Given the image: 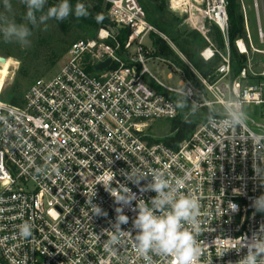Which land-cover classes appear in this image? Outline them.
<instances>
[{
  "label": "built area",
  "instance_id": "built-area-1",
  "mask_svg": "<svg viewBox=\"0 0 264 264\" xmlns=\"http://www.w3.org/2000/svg\"><path fill=\"white\" fill-rule=\"evenodd\" d=\"M103 1L109 21L129 31L124 45L115 30L101 28L95 39L72 44L58 73L35 81L21 106L4 102L0 94V264H143L131 239L113 252L105 246L108 235L103 231L115 230V209L122 207L130 219L120 227L135 235L132 221L137 213L132 209L138 199L149 202L157 195L147 187L151 175L127 178L135 170H159L172 182L184 181L181 191L191 192L201 204L199 264H236L246 248L221 257L218 252L242 237L251 238L264 224V211H256L257 199L264 195V72L263 81L253 85L242 87L246 70L232 84L227 82L231 59L226 0H168L171 10L206 40L201 57L207 62L219 57V78L210 83L200 77L201 90L191 84L184 91L169 90L161 84L195 105L201 94L200 108L214 116L177 148L153 143L147 136L150 123L180 114L175 102L144 80L150 59L142 53L143 41L156 30L146 22L138 0ZM239 1L247 42L241 39L235 45L247 55L252 39L244 1ZM256 21L263 43L264 11ZM208 26L220 31L223 50L211 41ZM108 60L107 69L96 70ZM234 102L244 113L247 106H256L260 121L251 120L256 131L248 118L225 128L224 117ZM112 176L113 189L126 185L135 194L131 207L117 203L105 189L101 181ZM90 198L106 216L92 213ZM24 222L33 225L27 239L18 235Z\"/></svg>",
  "mask_w": 264,
  "mask_h": 264
},
{
  "label": "clouds",
  "instance_id": "clouds-1",
  "mask_svg": "<svg viewBox=\"0 0 264 264\" xmlns=\"http://www.w3.org/2000/svg\"><path fill=\"white\" fill-rule=\"evenodd\" d=\"M47 0H23L27 6V13L24 17L33 26L37 25V12L43 13L39 17V22L44 23L49 19L63 21L70 15H75L77 19L87 18L90 13L88 7L78 2L75 7L69 3V0H60L56 6L50 7L44 13V6ZM3 6L7 10H11L10 0H3ZM0 32L6 43H17L22 48L28 47L31 43L29 37L32 35L31 29L27 24H17L15 20H10L7 16H0ZM175 107L184 110L188 107L187 98L177 100ZM247 119L242 106L239 102H234V106L230 108L224 117L227 121L225 128H232L242 125ZM220 126V122L217 123ZM254 170L258 165L254 163ZM43 169H37V173H42ZM260 173V172H259ZM152 176V183L147 187L154 190L157 195L152 197L149 202L140 198L137 200L136 207L132 209L137 213L132 221L131 230H124L121 224L129 222V216L125 215L122 207H116L117 213L116 223L111 227L114 231L108 229L103 230L108 235L105 246L110 251H117L123 247L128 240H132L133 247L143 264H157V259L161 264H199V260L203 255V249L197 237L201 234V221L199 200L192 195L191 192L181 191L180 184L184 181L172 182L165 174L159 170H153L151 173H142L138 170L127 174L136 180ZM112 176L109 181H101L105 185V189L109 191L117 203L124 202L131 207V201L135 198V194L126 185L117 189L111 187ZM139 186V185H138ZM143 191V187L141 188ZM96 193L93 191L91 198ZM91 198L88 200L92 213L95 215H104L98 205L91 204ZM234 207V205H232ZM256 211H264V195L257 199ZM18 235L20 238L27 239L33 235V225L24 222L18 226ZM236 240V239H229ZM246 248V254L242 256L236 264H264V224L252 233L251 238L242 237L238 244L230 245L226 249L218 252L217 257L223 256L230 250L239 251ZM229 264H232L230 261Z\"/></svg>",
  "mask_w": 264,
  "mask_h": 264
},
{
  "label": "rangeland",
  "instance_id": "rangeland-1",
  "mask_svg": "<svg viewBox=\"0 0 264 264\" xmlns=\"http://www.w3.org/2000/svg\"><path fill=\"white\" fill-rule=\"evenodd\" d=\"M243 1L248 14L252 47L249 48L248 54L246 55L248 59V66L246 69V78L242 81V87L256 84V81L262 82L263 78L261 77V74L264 72V42L262 43L258 36L256 21L257 14H262L264 11V0H257L256 6L253 0ZM10 3L12 7L9 11L4 8L3 0H0V16H7L10 20H15L17 24H27L31 29L32 35L29 37L31 41L30 45L28 47L22 48L19 44L14 42L6 43L3 38V33L0 32V94L1 92H3L2 100L4 102L12 104L11 101H15L16 103L14 105L21 106L24 93L31 85L35 83V81L39 79H50L58 73L60 67L66 60L67 52H63V50H69V46L83 39L79 38L80 34L77 31L65 35L51 20H47L44 23H40L38 20L37 25L33 26L25 19H22V12H24L22 1L10 0ZM106 7L107 6L104 3V13L107 15L109 7L105 10ZM168 10L172 15L179 16V14L171 10L170 6ZM0 27H2V25H0ZM111 28L115 30V32L118 34V37L125 31L117 29V27H115L113 23H111ZM208 28L210 30L209 36L211 37V41L213 42V44L219 50H223L219 48V45L213 36V26H208ZM180 30L192 31L193 29H191L185 22H183ZM152 33L157 34L158 32H150L148 37L146 36L143 41L144 45L142 51L145 58H150V61L146 64L147 69L150 72V78L155 80L159 85H161L162 83V85L164 84L168 86L169 90L171 89L176 91H184L186 89V86L190 83L186 80L185 76L180 70H178L171 63L162 59H151L150 56L153 53V48L150 40V35ZM159 35L163 40H165L167 46L174 54L171 57L172 62L181 61L186 66H189V70L196 76V78H198L202 86L201 89H203L200 76L195 73L187 59L177 50V48L171 42L167 41L165 37H163V35ZM127 40L128 37L126 39V42ZM244 41L247 42V37ZM237 52L239 53L238 49ZM3 60H8L9 63L7 64ZM219 66L220 64L217 65V67ZM218 78L219 76L215 71L214 80L210 83L216 82ZM235 80L231 81L230 78H228L227 82L232 84ZM147 83L151 86V81L148 77ZM203 99V96L198 93V105L192 104L187 100L188 108L192 112L201 110L202 108H200L199 104L203 102ZM214 111L218 113L222 112L221 108L219 107H215ZM245 115L248 120H250L248 121L250 127L256 131V127L252 125L251 120L254 122L260 121L259 110L256 108V106H247L245 109ZM170 130V121H156L150 123L147 130V136L151 142H160V140L171 136Z\"/></svg>",
  "mask_w": 264,
  "mask_h": 264
},
{
  "label": "trees",
  "instance_id": "trees-1",
  "mask_svg": "<svg viewBox=\"0 0 264 264\" xmlns=\"http://www.w3.org/2000/svg\"><path fill=\"white\" fill-rule=\"evenodd\" d=\"M24 12H22V19H24L27 13V6L23 3ZM80 2L88 7L90 15L87 18L77 19L75 15H70L63 21L55 19H49L53 21L59 28V30L68 35L74 31H77L80 35L79 38L83 40L95 39L98 31L101 28H111V23L104 13V1L103 0H69V3L75 7ZM140 6L143 8L146 14V22L152 26L159 34L163 35L167 41L171 42L177 50L187 59L190 66L195 73L203 79L213 82L215 71H217V65L220 64L219 57H215L213 60L207 62L201 57V52L208 46L204 37L197 31L180 30L184 22V18L178 15H172L168 8V0H138ZM60 3V0H47L44 6V13L50 7L56 6ZM226 7L228 12V24H229V50L231 59V75L230 80L233 81L240 76L243 70L247 69L248 59L246 55L239 54L237 52L235 42L238 39H246V30L244 26V16L242 7L239 0H226ZM108 6L105 8V10ZM43 13L37 12V21ZM213 36L217 41L219 48L224 49L225 43L223 37L218 28L213 27ZM152 33L150 40L152 43L153 53L151 59H162L171 63L178 70H180L185 76L186 80L194 87L201 89L202 86L196 78V76L189 70V66H186L181 61L172 62L171 57L173 52L167 46L165 40H163L159 34ZM129 31L125 30L118 37L120 43L124 45L128 37ZM71 46H69L70 48ZM63 52H68V49ZM150 59V58H148ZM25 75V74H24ZM147 77L151 81V87L157 93L164 95L173 102L177 100H183L184 98L166 90L161 85L157 84L155 80L150 78L149 75L144 76V80L147 81ZM11 105L16 102L11 101ZM213 112L208 108H202L199 111L192 112L188 107L184 110H180L179 116L171 120V130L168 138L160 140L168 147L177 148L179 144L188 140L195 130L208 119L213 117ZM153 143H159V141H153Z\"/></svg>",
  "mask_w": 264,
  "mask_h": 264
},
{
  "label": "water",
  "instance_id": "water-1",
  "mask_svg": "<svg viewBox=\"0 0 264 264\" xmlns=\"http://www.w3.org/2000/svg\"><path fill=\"white\" fill-rule=\"evenodd\" d=\"M110 64H111V61L108 60V61H106V62H104V63L98 65V66L96 67V70H97V71H103V70L107 69V68L110 66Z\"/></svg>",
  "mask_w": 264,
  "mask_h": 264
},
{
  "label": "bare ground",
  "instance_id": "bare-ground-1",
  "mask_svg": "<svg viewBox=\"0 0 264 264\" xmlns=\"http://www.w3.org/2000/svg\"><path fill=\"white\" fill-rule=\"evenodd\" d=\"M240 47H241V49L243 50V51H245V49H247L246 48V46H243L242 44L240 45ZM5 63H9V61L8 60H3Z\"/></svg>",
  "mask_w": 264,
  "mask_h": 264
},
{
  "label": "crops",
  "instance_id": "crops-1",
  "mask_svg": "<svg viewBox=\"0 0 264 264\" xmlns=\"http://www.w3.org/2000/svg\"><path fill=\"white\" fill-rule=\"evenodd\" d=\"M164 37V36H163ZM166 39V38H165ZM167 40V39H166ZM162 84V83H161ZM164 85V84H163ZM166 86V85H165ZM168 87V86H167Z\"/></svg>",
  "mask_w": 264,
  "mask_h": 264
}]
</instances>
